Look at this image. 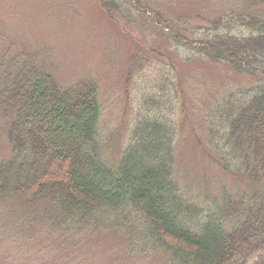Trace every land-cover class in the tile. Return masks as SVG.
I'll return each instance as SVG.
<instances>
[{
    "label": "trees",
    "instance_id": "1",
    "mask_svg": "<svg viewBox=\"0 0 264 264\" xmlns=\"http://www.w3.org/2000/svg\"><path fill=\"white\" fill-rule=\"evenodd\" d=\"M98 1L133 40L130 27L118 19L136 27L141 18L138 29L150 25L163 31L175 46L177 64L208 62L245 79L219 89L192 116L202 122L192 143L236 190L225 183L216 195L207 188L197 195L186 192L175 149L186 122L180 115L174 120L172 104L156 94L170 82L164 70L158 90L143 94L144 105L156 113L139 112L128 142L106 146L97 82L80 75L64 86L49 48L11 51L18 41L12 40L0 49V120L10 148L0 160V198L44 204L43 214L57 230L119 236L112 244L122 241L123 249L112 245L120 252L112 262L144 257L157 264H264V0H197L200 9L221 16L189 36L180 27L186 21L181 18L189 16L170 24L150 0ZM197 15L193 18L205 20ZM0 36L9 37L4 30ZM137 39L147 42L139 33ZM185 48L190 52L183 57ZM177 67L172 63L176 95L183 87L212 93L202 80L182 82ZM199 111L203 114L196 115Z\"/></svg>",
    "mask_w": 264,
    "mask_h": 264
},
{
    "label": "rangeland",
    "instance_id": "2",
    "mask_svg": "<svg viewBox=\"0 0 264 264\" xmlns=\"http://www.w3.org/2000/svg\"><path fill=\"white\" fill-rule=\"evenodd\" d=\"M1 3L0 30L6 31L9 37L0 36V49L12 40L18 41L11 51L15 48L33 51L45 46L51 50V60L56 67L54 73L62 85L69 86L80 75H87L97 82L102 105V137L106 146L128 142L139 112L141 115L156 113L154 108L147 109L144 105L143 94L158 90L164 81L159 73L164 70L170 82L156 94H163L172 104L174 120L176 115H180V120L186 122L175 137V149L180 156L178 169L180 174L185 171L182 184L186 192L197 195L207 188L208 194L216 195L219 186L225 183L236 190L231 178L209 161L198 145L192 143L193 130L199 131L202 123L192 116L198 104L206 106L208 97L212 98L219 89L242 83L244 78L241 74L208 62H195L191 66L177 64L172 51L175 46L169 44L163 31L157 32L145 24V28L138 29L137 24H143L141 18L136 19V27L118 19L122 25L130 27L127 29L133 32V40L117 22L113 23L102 12L98 0H9ZM142 3L147 4L148 0ZM149 3L154 8L159 7L170 24L179 21L178 17L189 16L181 18L186 21L180 26L188 36L191 31L201 34L210 21L221 16L215 10L200 9L197 0H150ZM197 12L205 20L194 19ZM170 30L174 32L173 28ZM138 33L146 43L137 39ZM22 42L24 47H20ZM139 50L142 56L136 59L134 53H139ZM188 51L185 48L180 55L184 57ZM172 63L178 66L182 82L202 80L212 93L209 95L207 91L204 94V88L197 92L196 88L190 91V88L183 87L182 94L176 95L178 88L175 87ZM184 101L186 106L182 109ZM195 114L202 115L203 112ZM9 149L4 124L0 120V160L9 155ZM43 206L40 203L25 204L18 197L0 198V264L158 263L155 258L144 257L112 262L113 253L119 252L113 250L112 245L119 244L120 250L123 249L122 241L112 244L116 238L119 240V236L112 232H95L94 229L91 232H77L72 228L57 230L50 226L49 219L43 214Z\"/></svg>",
    "mask_w": 264,
    "mask_h": 264
}]
</instances>
